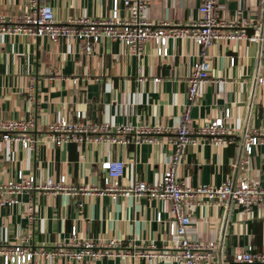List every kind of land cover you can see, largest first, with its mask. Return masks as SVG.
Here are the masks:
<instances>
[{"label": "crops", "instance_id": "crops-1", "mask_svg": "<svg viewBox=\"0 0 264 264\" xmlns=\"http://www.w3.org/2000/svg\"><path fill=\"white\" fill-rule=\"evenodd\" d=\"M47 2L55 20L61 23L71 17L105 18L112 7V0ZM199 3L148 0L144 16L156 22L185 23L198 18ZM27 5L28 0H0V14L18 16ZM118 5L119 14L124 16L123 0ZM217 16L237 23L246 34L256 27L261 31L264 0H220ZM198 51L193 41L185 38L170 40L169 55L161 58L155 55V45L150 41L136 56L108 38L94 44L93 52L86 54L77 39L0 36V119H23L30 114L36 117L32 132L36 142L31 149L0 139V183L15 180L22 171L40 180L64 174L70 185L101 186L99 162L104 159L123 161L121 185L154 181L172 151L173 134L169 132L154 143L121 145L83 140L54 146L46 140L44 127L61 117L77 121V112L91 124L173 127L187 100L188 76ZM208 54L209 80L200 84L190 116L198 126L230 108L225 123L233 134L228 136L232 142L223 146L198 140L186 147L176 175L181 183L192 186L236 181L240 176L236 166L242 137L264 127V85H254L255 75L264 71V40L261 44L246 39L215 40ZM230 56L234 57L233 65L229 64ZM29 84L35 86L33 102L28 101ZM250 175L264 188V144L254 148ZM15 199L11 205L0 204V247L26 235L28 246L37 251L34 264H178L135 254L149 249L150 244L157 250L171 244L170 214L164 200L122 195L113 200L108 194L49 192L22 193ZM30 202L34 205L32 221L27 218ZM191 222L188 234L193 239L215 242L214 264H229L247 244L264 248L263 204H255L248 211L232 200L216 206L208 204L193 211ZM73 227L80 237L120 240L121 250H129V254L81 261L62 254L47 256L70 238Z\"/></svg>", "mask_w": 264, "mask_h": 264}, {"label": "built area", "instance_id": "built-area-1", "mask_svg": "<svg viewBox=\"0 0 264 264\" xmlns=\"http://www.w3.org/2000/svg\"><path fill=\"white\" fill-rule=\"evenodd\" d=\"M148 0H123L126 14H119V0H112L110 15L105 18L91 19L86 16L71 17L64 22H57L52 7L47 0H28L26 9L18 16L0 14V36L27 35L33 39L46 37L52 41L77 39L81 42V50L86 54L93 52L94 44L103 38L120 42L130 54L140 56L146 42L155 45V55L165 58L169 55V41L185 38L193 41L199 48L197 57L190 68L186 102L179 122L173 127L139 125H111L108 122L91 124L83 119L80 112L76 113L77 121L61 117L45 125V137L54 146L68 142L81 143L105 142L126 145L133 142L154 143L161 140L160 136L167 132L173 134L172 151L165 163L161 175L152 182L136 180L128 185H121L119 179L123 174L124 163L121 160L104 159L99 162L103 172L101 186L70 185L66 175L54 179L47 177L37 179L34 174L20 171L15 180L9 179L0 183V204L11 205L15 196L37 192L52 194H91L110 195L114 200L118 195L128 197H147L148 199L164 200L168 203L170 218L168 220V237L171 244L163 249H155L153 244L147 250H137L135 254L146 258H159L176 261L178 264H214L216 260V244L213 240L198 241L188 234L193 211L200 206L221 205L229 199L248 211L255 204L264 205V188L257 178L250 175L254 148L264 144V127L253 129L244 139L239 163V178L232 183L225 180L220 185L198 184L192 186L188 182H180L177 178V167L183 161V154L188 145L198 140L218 146L232 142L229 135L233 134L226 126L225 120L230 117V108H225L220 117L195 126L190 116V109L199 95V86L209 80L210 59L209 47L215 40H240L252 42L264 40V23L262 32L254 28L251 34L235 22L218 18L217 9L220 0H200L198 18L181 22L169 20L152 21L144 16ZM234 57H229L233 65ZM159 81V78H154ZM255 84L264 85V71L256 76ZM28 101L35 99V86L26 87ZM36 129V117L30 114L23 119H0V139L31 149L36 142L33 130ZM81 205V203H80ZM27 218H34V205L27 206ZM160 221V216L156 218ZM28 236L20 235L8 246L0 247L3 264H34L37 253L28 246ZM120 240L91 239L80 237L75 227L70 238L63 242L57 250L46 253L54 257L62 254L68 259L81 261L98 259L104 256L127 255L129 250L122 251ZM133 245V241L131 240ZM131 252L130 254H132ZM229 264H264V248L258 249L247 244L245 249L235 253Z\"/></svg>", "mask_w": 264, "mask_h": 264}, {"label": "water", "instance_id": "water-1", "mask_svg": "<svg viewBox=\"0 0 264 264\" xmlns=\"http://www.w3.org/2000/svg\"><path fill=\"white\" fill-rule=\"evenodd\" d=\"M261 32H262V29H261ZM261 41L262 40H260L259 41V43L261 44ZM256 76L257 75H255V77H254V85H255V81H256ZM245 137H246V135H244L243 137H242V142L240 143V146H239V157H238V160H237V166L236 167H239V163H240V157H241V152H242V145H243V141H244V139H245ZM235 181V180H234ZM234 181H232V183H234ZM229 201H231V199H229L227 202H229Z\"/></svg>", "mask_w": 264, "mask_h": 264}]
</instances>
